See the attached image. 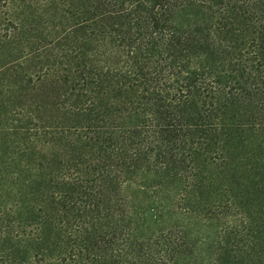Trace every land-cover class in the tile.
I'll return each mask as SVG.
<instances>
[{
  "label": "trees",
  "instance_id": "16d2710c",
  "mask_svg": "<svg viewBox=\"0 0 264 264\" xmlns=\"http://www.w3.org/2000/svg\"><path fill=\"white\" fill-rule=\"evenodd\" d=\"M0 264H264V0H0Z\"/></svg>",
  "mask_w": 264,
  "mask_h": 264
}]
</instances>
